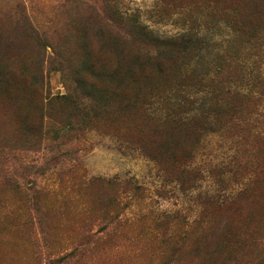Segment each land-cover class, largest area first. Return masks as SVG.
I'll use <instances>...</instances> for the list:
<instances>
[{"label": "rangeland", "instance_id": "1", "mask_svg": "<svg viewBox=\"0 0 264 264\" xmlns=\"http://www.w3.org/2000/svg\"><path fill=\"white\" fill-rule=\"evenodd\" d=\"M0 264H264V0H0Z\"/></svg>", "mask_w": 264, "mask_h": 264}]
</instances>
